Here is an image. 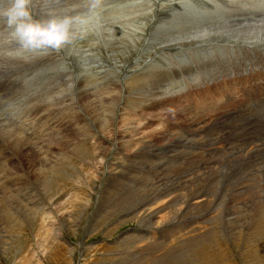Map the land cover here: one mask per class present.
Returning a JSON list of instances; mask_svg holds the SVG:
<instances>
[{"label": "bare ground", "instance_id": "6f19581e", "mask_svg": "<svg viewBox=\"0 0 264 264\" xmlns=\"http://www.w3.org/2000/svg\"><path fill=\"white\" fill-rule=\"evenodd\" d=\"M45 1H49L51 4H55L56 6H50V5L46 4L43 0H33V4H32L33 16L36 17L40 22H47V20L49 18H52V17H64L67 15L79 16V17L83 18L85 16V14L81 13L82 15H79L78 14L79 11H81L83 9L85 11L86 8L87 9L89 8L88 0H45ZM188 2H190L188 5H185V6L181 5V6L177 7L176 13L174 12V14L172 15V18L170 19L169 23H171V25L168 28L166 26H163V27L159 26V53H162V57H159V70L150 69L149 67H147L148 66L147 64H146L147 66H145V67L143 66L144 68H141L140 71H139V69L135 68L134 72H132L131 74L125 75V78H124L125 81H124V79L122 80V81H124L122 85H120L119 82H116V80L118 79L117 77L119 76V73L122 71V69L120 67L121 58L119 59V55H121V57H124L126 59L128 54L131 52V51L129 52V49H130V43H132L133 34H137V33H141L142 31H145V26L143 25V23L139 22L140 24L135 23L136 25L128 26V29L124 28V29H122V31H118V30L113 29V28H112L113 30H111L110 28H107V27H106V31H103L102 30L103 28L99 29L98 33H99L100 44H103L104 46L107 47V49H108L107 52L110 53V55L112 56V59H113V61L111 60V62H112V69L114 70L113 72H115V73L112 74V71H110L111 67H110L109 61H107L106 66L108 67V69H106V70H108L110 72V74L112 75L111 79H114V82L111 81V83L109 85L107 84L105 86L106 88L104 86H103V88H101V86L97 87L95 85V82L97 85L100 84L99 78H98L100 76L96 77L97 74L99 75V73H98L99 71H95V69L92 68L93 67L92 65H91L92 67H89V69L87 70L88 72L86 71L87 73H84L85 74L84 78H83V72H80L81 75L78 73L79 77L81 76L82 78L80 79L81 81L78 80V82H80V83H78L79 96H78V99L77 98L76 99H77V101H79V103L82 100V102H83L82 104L84 105L83 107L86 108V111L88 114L86 116L89 117V118L87 117L88 119L94 121V123L96 122L97 124H101V126L104 129H106L107 132H111V127L112 126L115 127L114 124L119 123V124L123 125V123H128V125H130L131 121H133V120H132V118L127 119L128 116L134 117L139 113V117H141V116L144 117L145 112H143V111L146 109H149V108L152 109V111L158 110L159 114L161 112H171L174 114H176V113L179 114L180 112H182L181 108H180L181 104H179L177 102L178 99L176 101L174 98L175 92L173 93V90L171 88L172 83L170 84V82L166 81V79H167L166 75L169 72L171 74L173 72L168 70L169 72L166 74V72H165L166 70H165L164 72H165V76H166L165 78L166 79H164L163 74L160 72L162 69L164 70V68H166V67L168 68L169 64L171 65L170 67H172L173 62L176 61L177 62V64H176L177 69L181 68L185 72H190V71H192L194 69L196 70V68H198L200 73H201V71H206V73H207V71L210 70L212 65H211L210 58L204 59L206 53H211L212 56L214 57V54H218V53H220V51H222V56H223L222 60H223L225 58V53L223 52V50L232 48L234 46L238 47L239 45H243V44H258V43L264 42V0H182L180 2V4H185ZM159 3H161V2H159ZM122 6H124V5H122ZM122 6H121V8H122ZM132 6H133V4H132ZM196 6H199V9H195V10L193 9L192 10V8H194ZM125 7H127V6H125ZM113 9H114V7H113ZM94 10H96V9H94ZM114 10H116V8ZM117 10H119V9H117ZM132 12H134V11H132ZM153 15L155 16L156 14H153ZM109 16L111 18V14ZM142 19H144V18L142 17L140 20H142ZM92 20L94 22V19H92ZM123 20H124V18H123ZM129 20H131V18ZM133 21H134V19H133ZM163 22H164V19H163ZM100 23H98V24H100ZM123 23H124V21H123ZM98 24H97V26H98ZM115 24H116V22H115ZM151 24H153V23H151ZM86 25H83V26L77 25L76 27L78 29V32H77L78 38L75 39L72 43L66 45L59 52H50V53H46V54L45 53H39V52L38 53H26L24 56V59H22V60H19V59L18 60H11L8 58L0 59V221L3 222L2 225L0 226V229L2 231L5 228L6 231H8V232H12L14 230H16L17 232H20L19 231L21 228L20 226L23 225L22 221L23 220L24 221L25 220H31L33 218H35V220H37V218H40L41 223H42V221L45 222V228L42 225L43 224L42 223L40 226V232L48 233V231L50 229H52V226H50V222H47V219L48 218L50 219V217H51V216H49L48 210L46 212L45 207L40 205L39 201H38L39 204L31 203L32 199L34 198L33 193H35V192H32V190H33L32 185L36 184L37 188L42 189V191H44L48 195L49 198L54 197L53 196L54 194L48 189L51 188V186H54L52 184L55 183V180L59 181L60 178H62L60 176L61 174L58 175L59 174L58 172L63 171V170L66 171L65 170V168H67L66 166H69V168H71V171H73V172L75 170V167L70 164L72 162V160L69 161L71 159L70 158L71 153L72 154L75 153L76 159L77 158L79 159L78 154H80L82 152L83 148H87V150L88 149L90 150V153L87 156L85 155L86 153L84 154L86 156L85 159H83V160L81 158L80 159H81L83 165L85 163L88 164V167L86 166L87 167L86 171H87L88 178H89L88 179L89 184H91L93 190H95V188H96V183H95L96 179L100 178L101 173H103V171H104L105 163L109 162V161L105 162V153L102 154V152H105V148H108L106 145H104L105 143L104 144H97L95 142V144H90V143H88L90 140L87 141V140L83 139V141H87L86 145L85 144L80 145L77 143L69 144L68 142L70 140L67 141L68 144L66 143L67 145L65 148H63L64 145H60V144L64 143L63 140L65 139L64 138L61 140V138H63V136H64L63 134H65V133H63V131H65L66 133L69 130L73 131V130H75V126L80 124V123L78 124L79 118H78L77 114L76 115L72 114V116H70V117L67 116L68 113L66 114L67 118L71 122L73 120H75V122H73V124L75 126L73 124L67 125L68 121H66V117H64L65 115H63L68 110V108H67V110H65V112H64V98H65V97L63 98L64 85H66V84H67V86L72 85V83L71 84L70 83L64 84L65 71H64L63 67L65 65V57H66L65 49L66 48H68L69 50H71L72 48L75 49V50L74 49L73 50L75 53H78V55L76 54V55H73V56L71 55V56H72L73 60L77 61L78 63L82 62L81 57L83 58V60L87 59L88 55L86 54V52H84L85 49H83V51H82V48H81L83 36H84V34L87 33V32L86 33L84 32V30H85L84 28ZM128 25H130V23ZM138 25H140V26H138ZM149 25L150 24H148V26ZM165 25H166V23H165ZM108 26L110 27V25H108ZM81 27L83 28V35L82 36L79 32V29ZM102 27H104V26H102ZM119 27H120V25H119ZM157 34H158V32H157ZM86 37H87V34H86ZM144 37H146V36H144ZM86 40H87V38H86ZM89 40H91V38ZM140 42L142 43V41H140ZM143 42H145V41L143 40ZM97 43H99V42H97ZM84 44L86 46V43H84ZM221 45H224L223 50H222ZM151 50H152V47L147 48V51L145 53L146 57L147 56L151 57L150 56V55H152ZM89 52L90 51H88V53ZM92 52H93V50H92ZM139 52H141V51H139ZM156 52H157V50H156ZM66 54H67V52H66ZM68 56H70V55H68ZM145 56L143 57V59L145 58ZM93 58L94 57H92V59ZM104 59H106V58H104ZM132 60H133V58H132ZM99 61H101V59ZM133 62L135 63L136 61H133ZM138 62L139 61H137V65L140 64V63L138 64ZM154 62H156V61H154ZM99 63L100 62H98L97 64H99ZM134 63L132 64V66L134 65ZM165 63H167V64H165ZM198 64H201L200 67L198 66ZM79 65L82 66L83 64L82 65L79 64ZM80 66H79V68H80ZM85 66H87V64L84 65V68H86ZM100 66L101 65H99L97 67H100ZM104 66H105V64H104ZM213 67H212V69H213ZM95 68H96V66H95ZM126 69H127V67H126ZM96 70H97V68H96ZM175 70H173V71H175ZM50 71L53 73L52 76H54V78L49 74ZM96 72H97V74H96ZM177 73H175V74H177ZM192 73L194 74V72H192ZM200 73H199V75H200ZM210 73L212 75L213 72L210 71ZM89 74H94L95 78H93V77H92L93 79L90 78L88 76ZM186 74H188V73H186ZM113 75L115 78H117L116 80H115V78H113ZM170 75H169V77H171ZM173 75H174V73H173ZM173 77H175V76H173ZM178 77H176V78H178ZM184 77H186V76H184ZM42 78L44 81L45 80L47 81L48 78L49 79L53 78V80L50 82L47 81L48 83L46 82L45 85L43 82V85H44L43 86L42 84H38V82H36L38 79L41 81ZM200 78H202V77H200ZM200 78H198V79L200 80ZM206 78H208V77H206ZM69 79H71V78H68V80ZM103 79H105V78H103ZM111 79H109V81ZM66 80H67V78H66ZM186 80L189 81L188 78ZM186 80H183L184 82L182 84L186 83ZM197 80L195 82H198ZM202 81H203V79H202ZM174 83H175V81H174ZM174 83H173V85H175ZM188 83H190V81ZM198 83H200V82H198ZM91 84L92 85L94 84L95 86H92V89H88L89 87H91V86H89ZM73 85H75V84H73ZM118 85H120V86H118ZM196 85H198V84L195 83L194 86H196ZM2 86L4 87L3 91H2ZM178 86L179 85H176L175 87L178 88ZM70 89H71V87H70ZM73 89H74V87H73ZM182 89H183V87H182ZM35 90H40L39 91L40 98H37L36 94H35L36 96H33L35 93ZM68 91H70V90H67V92ZM75 91H77V90H75ZM194 91H197V89ZM210 91H211V89H210ZM213 91H215V90H213ZM72 93H73V91H72ZM191 93H192V90H191ZM206 94H207V92H205V95ZM72 95L74 96V93ZM198 95H199V93H198ZM198 95H196V96L198 97ZM213 95H214V93H213ZM210 96L211 95H209V97ZM193 97H194V95H193ZM217 97H219V96H217ZM69 98L67 97L68 100H69ZM199 98H200V96H199ZM203 98H201V99H203ZM74 100H75V98H74ZM28 101H30V102H28ZM77 101H76V103H77ZM216 101H217V99H216ZM7 102L12 103V105H6L5 103H7ZM202 102H203V100H202ZM202 102H200V103H202ZM195 103H196V99H195ZM71 104H73V103H71ZM183 104H185V102ZM15 105H19V107H16ZM65 105H70V103L65 104ZM36 106H37V108H36ZM79 106H80V104H79ZM70 108H71V106H70ZM77 108H79V107H77ZM210 108H208V110ZM79 109H77V110H79ZM188 109H190V108H188ZM191 109H193V108H191ZM205 109H206V107H205ZM214 109H215V107H214ZM69 110L71 111V109H69ZM200 110L203 111L204 109H200ZM213 111L215 112V110H213ZM221 111H220V113H221ZM195 112H196V110H195ZM185 113H186V111L184 112V114ZM188 113H190V112H188ZM193 113H194V111H193ZM216 113L220 114L219 112H216ZM161 115H162V113H161ZM191 115H192V113H191ZM196 115L193 117L191 116L192 119L190 118L192 121V126L194 127L191 129L189 128V131H187V134L190 136L185 135L186 131H184V130H183L184 134H182V133H179V131L178 132L175 131L178 129L174 130L173 128H170V126H169V128H168V126L166 128L161 127L160 121H163L165 119L161 120L159 118V129L165 130L164 132H162V131L159 132V135H158L159 139H160L159 143L154 142V136L150 135L149 132H146L143 130L144 132L141 131L142 133H137L136 127L135 128L132 127L135 130L134 131L135 133L132 134L134 137V139L131 140L132 144L131 145L125 144L126 142L123 143V145H122V143H119V144L121 145L122 149L129 147L130 148L129 150H131V151H129L130 154H133L134 156L131 155L132 159L131 158L129 159L128 157L130 156V154L128 152L127 153L128 157L126 158L124 156H126L127 154L124 155L123 154L124 150L120 149L122 152V156H120V157L117 156L116 160L114 159L111 163L109 162L110 166L106 167V172L108 174L109 180L107 181L108 184L106 182L107 185L105 184L106 186H104L103 189L101 188L102 192L103 191L111 192V190H113V189L116 190L118 188L117 190L119 191V199L116 198L118 201H115L116 199L115 200L113 199L115 202H112L109 207H106L108 205V202H107L106 206H100L99 209L97 210V215H99L101 217V216H104L106 213L108 214V212H109L113 216V219H114L113 229H116V227H118V225L121 222H124L126 220H132L133 222H135L137 224V228H134L133 233H130L129 231L124 232V233L129 234L128 237H126V239L124 237L125 240L123 239V236L121 237V235H120V239L122 241L120 244H121V247L123 249H127V246H125V241L127 239H130V241H132L133 244H134V241L136 239L139 243H142V245L141 246L133 245V246L135 249L140 248V250H142V251H140V253L147 251L148 249H156L154 251H157V249H159L158 251L160 252V253L157 252L158 254L154 253V255H152V256H150V255H148V256H146V255L136 256L137 258H135L134 261H138L139 263H157V264H181V263H189L191 261H193V262L195 261L196 264H198V263H212L215 260L216 263H222L221 261L218 262V260L222 258L219 252H222L223 250L218 248L220 246V245L218 246L219 243L217 245L212 244L213 242L216 243L215 240L217 241L218 236L216 234H220V233H217V232H219L218 230H221L223 233V229H225L226 234H228L229 236L231 234H233L235 231L241 232V230L238 228V224H237V222L240 221L239 220L240 218L238 219V217H242V219H243V214L245 213L244 206H243V208L238 207L240 203L238 204V206H235L237 210L235 209V207H234V209H229V207L228 208L222 207L221 205L218 206L220 203V200H221L220 198L226 199V198H228V195H230V194L232 195L233 192L231 191V189L233 191H235V193L233 194V196L235 198L237 195H238V197H240V196H242L243 193H248V195H249L248 199L252 200L251 204H253V207H251L249 205L248 206L256 212L255 226L256 227L260 226L261 234H264V226H263V223H264V205L262 203L263 198L261 197L262 196L261 191L264 193V161L255 162V163H259L260 166L258 164H257L258 165L257 166L254 163V160H261L264 157V114L258 120H256V123L255 122L246 123L244 120L235 119L234 121H237L236 123H238V125L236 126L237 128L229 129L230 131L228 130L227 127H226L227 128L226 129L223 126L221 127L219 125H218V127H214V126L211 127V126L205 125L206 121L213 120L212 116H214L215 114L210 116V114L207 115V113H206V115L210 116V118L212 117V119H209V117H205V114H204V116L203 115L196 116ZM87 118L84 117V120L85 119L87 120ZM195 118L197 119L196 121H195ZM145 119H147V118L145 117ZM220 119H222V118H220ZM82 120H83V118H82ZM82 120H81V122H82ZM261 120H263V121H261ZM88 122H90V121H88ZM136 122H138V120ZM102 123H104V124H102ZM134 123L135 122H133V124ZM189 124L191 125L190 122H189ZM124 125H126V124H124ZM211 125H212V123H211ZM73 126H74V129H73ZM86 126H88V125H86ZM184 126H187V124H184L183 127ZM226 126H228V125H226ZM80 127H82V126H80ZM83 127H84V125H83ZM189 127H191V126H189ZM184 128L186 129V127H184ZM238 128H240L239 130L245 129V133L241 134L240 136L236 135L237 137L231 136V133H233L234 131H237V132L239 131ZM115 129H116V127H115ZM181 129H183V128H181ZM112 130H114V129H112ZM130 130H131V128H130ZM138 130H139V128H138ZM71 131H69V132H71ZM127 131L124 130V132H127ZM78 132H79V129H78ZM75 133H76V131H75ZM75 133L73 132L70 134L73 136V135H75ZM119 133H121V132H119ZM87 134H88V132H87ZM87 134H84V136ZM112 134H113V132H112ZM57 135H58L59 139L57 138V142H56V139L54 141L56 143H58V141H61L62 143L59 142V145L56 148V150H57V152H56L55 149L53 150V148H55V147L51 146L52 145L51 140L53 141V137L57 136ZM75 136H73V137L75 138ZM77 136H80V135H77ZM87 136L89 137L90 135H87ZM109 136H110V134L108 135V137ZM121 137L123 138V135H121ZM78 138H79L78 139L79 141L82 140V139H80V137H78ZM81 138H82V136H81ZM90 138H92V137H90ZM112 139H110V141ZM126 141H127V139H126ZM129 142H130V140H129ZM186 142H188V144H186ZM191 142H193V147L190 146L192 144ZM56 143H55V145H56ZM96 144L99 145L98 148L97 147L94 148V145H96ZM72 145H74V148ZM93 149H94L95 153L93 152ZM109 149H111V148H109ZM146 150H150L149 152H152V153L154 152V154L156 153V151L158 152V150H159V160L156 159L154 162H156V161H164V162L162 163L161 166L159 164L158 168L156 167L153 169V172H156V173L159 172V176L151 178L150 175L142 174L143 171L140 170L141 171V179L145 178L147 180V182L145 181L144 183H141V184L135 183L136 185L131 184L129 181L130 178L127 179L128 178L127 177L125 180L124 172L125 171L127 172V170L123 167L124 166L123 163L127 160H130L133 162V160H136L138 158L141 159L143 156L142 154ZM124 153H125V151H124ZM163 153H165L167 155L170 153L169 156H171V157L181 156L182 162H180V160L179 161L168 160L167 155H164ZM241 156H243V158H241ZM239 157L243 160L241 161V159H239ZM111 158H112V156H111ZM145 158H147V157H145ZM145 158H144V161H145ZM72 159H73V156H72ZM245 161H248V162H245ZM241 162H243V163H241ZM159 163H161V162H159ZM250 163L254 164L255 166L251 167L250 165H252V164H250ZM150 164H151V162H150ZM247 164H249V165H247ZM77 165H80V164H77ZM241 165H245V166H241ZM175 166L177 169L174 168L173 170H171L169 172L166 171V173H164L165 171L162 170V168L168 169V168H172ZM195 166H197V167L194 169ZM76 168H78V167H76ZM138 168L141 169V167H138ZM99 171H101V172L98 173ZM233 171H235V173L238 172V174H234ZM175 172H179L178 173L179 176H180V174L183 175L182 177L180 176L181 179H179V177H177L176 179H169L168 180V178H169L168 176H172L171 174H173ZM221 172H227V173L224 176H222L221 174H219ZM62 173H64V172H62ZM69 174H72V173L69 172ZM135 174L133 176H135ZM56 176H57V178H56ZM103 176H104V178L106 177L105 175H103ZM240 176L242 178H240ZM174 178H175V176H174ZM136 179H135V181H136ZM221 179H226V180L224 182H222ZM148 182H150V185L146 187V185H147L146 183H148ZM18 183H23L24 184L23 188L15 190L14 187L16 185H18ZM222 183L224 184V186L221 188L219 186V184H222ZM60 185H61V183H60ZM86 185H88V183H86ZM215 187L219 188L220 193L221 192L222 193H221V195L219 194L220 198L216 199L215 204H213L212 203L213 201L210 197V194L212 193L211 196L212 197L214 196V193L216 191ZM243 188H245L246 190ZM30 190H31L33 196H31V194L29 195L28 192ZM241 190H245V191H241ZM22 191L27 192V193L23 196L21 193ZM236 192H238L239 194ZM218 193H216V194H218ZM88 195H90V194H88ZM102 196L103 195L101 194L100 197L102 198ZM233 196H231V199ZM94 197H96V195ZM112 197H113V195H112ZM120 197H122V198H120ZM124 197H127L128 200H131L133 202V205L131 207H128V208L125 207L124 204L126 203V200L124 199ZM80 198H82V197H80ZM108 198H107V200H108ZM227 200H229V199H227ZM233 201H235V199ZM99 202H100V200H99ZM157 202L160 205L159 208H155V209L153 208L154 210H151V207L153 205L155 206V204ZM206 203H208V204H206ZM90 204L91 203L89 200L88 201L84 200L83 202L81 201L80 205L73 204V206L77 210L78 216H79L82 214L83 208L84 207L86 208V206L88 207ZM63 206H65V205H63ZM226 206H229V205L226 203ZM122 207H123V209H120ZM51 208H52V206H51ZM71 209H72V206H71ZM207 209H208V211H206ZM241 209L244 211V213ZM162 210L164 212H161V213H162V215L164 214V216L163 217L161 216L159 219H157V217H155V215L159 214V211H162ZM216 211H218L217 214L220 213L221 215L219 217H218V215H216L217 217L215 218V216H213L214 214H211V213L216 212ZM66 213H68V212H66ZM237 213L239 214V216ZM252 213H254V212H252ZM64 214H65V212H64ZM189 214H191V215H189ZM35 215H38V216H35ZM246 216H248V214ZM65 217H67V216H65ZM59 218H61V217H59ZM248 218H250V217L248 216ZM8 219L10 221H8ZM11 221H13V222H11ZM24 221H23V223H24ZM50 221H51V219H50ZM159 223H161V224L159 225ZM240 223L242 225L243 220ZM55 226H56V224L54 225V228H55ZM248 226H247V228H248ZM142 228L146 231L142 232L141 231V230H143ZM243 228L244 227H242V229ZM244 229H246V226ZM56 230H58V228ZM139 231H141V232H139ZM155 232H156V234H155ZM158 232H159V240L157 237ZM243 232H246V231L243 230ZM188 233H190L189 236H191V237H188L186 239H182V237H185L184 235L188 234ZM222 233H221V235L224 234V233L223 234ZM221 235H220V237H221ZM57 238L58 237L54 238V236H53L51 242H48L47 241L48 239L46 240L44 238V241H42L44 243H41V244H42V246L46 245V248H52L54 250H57L58 246L60 247V244H61L59 239H57ZM131 238H133V239H131ZM221 239L223 240V238H221ZM226 241H227V239H226ZM132 242H130V245ZM219 242H220V240H219ZM263 243H264V241H263ZM0 244H1V241H0ZM221 246H224V245L222 244ZM256 247L258 249V246H256ZM1 249L2 248H0V250ZM5 250H7V248ZM41 250H43V249H41ZM85 250H87V247L85 248ZM213 250L218 252V254L214 253ZM21 251H23V250H21ZM186 251H189V252H186ZM133 252H132V254H133ZM182 253H183V255H182ZM191 253H197V256H195V254H193L195 258H192V259L189 257H185ZM115 254H117V253H115ZM115 254H113V255H115ZM118 255L121 256L123 254H122V252H119ZM136 255H138V253ZM193 255H192V257H193ZM210 255H212L211 258H210ZM130 256H132V255H130ZM184 257L186 259H184ZM256 257H257V255H256ZM262 258H264V257H262ZM212 259H214V260H212ZM225 259H228V258H225ZM221 260H223V259H221ZM230 260L231 259H229V261ZM229 261H226V262H229ZM133 263L136 264V262H133ZM255 263H256V261H255ZM258 263H259V261H258Z\"/></svg>", "mask_w": 264, "mask_h": 264}, {"label": "rangeland", "instance_id": "374dc122", "mask_svg": "<svg viewBox=\"0 0 264 264\" xmlns=\"http://www.w3.org/2000/svg\"><path fill=\"white\" fill-rule=\"evenodd\" d=\"M46 4H48V5H50V6H56L55 4H51L49 1H45V0H43ZM115 1V2H114ZM182 0H102V4L99 6V7H97L96 8V10H93V11H91V12H89L88 11V9L86 8L85 9V11H84V9L83 10H81V11H79V15H82V14H85V16L83 17V19L85 18V20H87V27L85 26V30H84V32L87 34V37H86V34H84V36H83V39H82V44H81V48H82V51H83V49H85L84 50V52H86V54L88 55V57H87V59L86 60H83V58L81 57V60H82V62L81 63H78L77 61H75V60H73V58H72V56L73 55H78V53H75L74 52V48H72L71 50H69L68 48H66L65 49V55H66V57H65V65H64V71H65V77H64V84H66V83H72V85H70V86H67V84L66 85H64V93H63V98H64V112H65V110H67V108H68V110L63 114V115H65L64 117H66V121H68L67 122V125H72L73 124V122H75V120H73L72 122L67 118V116L68 117H70V116H72V114L73 115H76L77 114V116H78V118H79V122H78V124L80 125V126H82V127H80L79 125H77V126H75L74 124V126H75V130H73L74 129V126H73V131H71V130H69V131H71V132H69V131H67V133L65 132V131H63V133H65V134H63L64 136H63V138H61V140L62 139H64L63 140V142L64 143H62L61 141H58V143H56L57 142V138H58V135L57 136H54L53 137V141L56 139V142L54 141H52L51 140V146L52 147H55V148H53V150L55 149L56 150V148L58 147V145H59V142L60 143H62V144H60V145H64L63 146V148H65L66 147V145L69 143V144H73V143H77V144H80V145H86V143H87V141H89L88 143H90V144H95V142L97 143V144H104V145H106L108 148H105V152H102V154L103 153H105V162H107V161H109L110 163L115 159L116 160V157L118 156V157H120V156H122V152H121V150H124L125 151V153H124V151H123V154L125 155V154H127L129 151H131V150H129L130 148L129 147H127V148H121V145L119 144V143H122V145H123V143H125V144H128V145H131L132 144V141L131 140H133L134 139V137H133V135L132 134H134L135 132V130L132 128V127H136V132L137 133H142V132H144V131H146V132H149V134L150 135H153L154 136V142L156 143H159V132L160 131H162V132H164L165 130H163V129H159V118L161 119V120H163V119H165V120H163V121H160V123H161V127H164V128H166L167 126H168V128H169V126H170V128H173L174 130L175 129H178V130H175V131H179V133H182V134H184V131H186L185 132V135H188L187 134V131H189V128L191 129V128H194L193 126H192V121H191V119H192V117L193 116H195L196 114V116H199V115H203L204 116V114H205V117H209V119H212V117H213V120H210V121H206L205 122V125H208V126H214V127H218V125L219 126H223L224 128H228V130L229 129H233V128H237L236 126L238 125V123H236L237 121H234L233 119H231V122L229 123V125L228 126H226L227 125V123H221L220 121L223 119V110H225V107H227V102L225 101V100H223V102L220 100V98L219 97H217L218 96V94L216 93L217 91V89H215V88H206L205 87V85H204V81L207 79L206 77H209V76H212L213 75V73H212V75H211V73H210V71H212L213 69H212V67H213V64H212V61H211V68H210V70L209 71H207V73H206V71H201V73H200V71L198 70V68H196V70L194 69V70H192V71H190V72H185L183 69H177L176 67H177V62L176 61H174L173 62V66L172 67H170L171 65L169 64V66H168V68L166 69V68H164V70L162 69L160 72L163 74V77H164V79H166V81L167 82H170V84L172 83V85H171V88H172V90H173V93H174V98H175V100L177 101V99H178V103L179 104H181V111L183 112H180L179 114L178 113H176V114H174V113H171V112H161L162 113V115H161V113L159 114V111L158 110H155V111H152V109H146V110H144L143 112H145V116L143 117V116H141V117H139V113L136 115V116H128L127 117V119H131L132 118V120L133 121H131V123H130V125H128V123H123V125L122 124H114L115 125V127H116V129H115V127L114 126H112L111 127V132H107L106 131V129H104L102 126H101V124H97L96 122L94 123V121H92V120H90V119H88L89 117L88 116H86V115H88L87 114V111H86V108L85 107H83L84 105L82 104L83 102H82V100L80 101V103H79V101H77V99H78V96H79V92H78V83H80V82H78V80L79 81H81L80 79L82 78L81 76L79 77V74H80V72H83V78H84V76H85V74L84 73H87L88 71V69H89V67H92L93 69H95V71H99L98 73H99V75L97 74V72H96V77L97 76H100V77H98L99 78V85H97L96 84V82H95V85L97 86V87H100L101 86V88H103V86L105 87L107 84L109 85L110 83H111V81H113L114 82V79H111L112 78V75L110 74V72L108 71V70H106V69H108V67L106 66L107 65V61H109L110 62V71H112V74L113 73H115V72H113L114 70L112 69V62H111V60L113 61V59H112V56L110 55V53L109 52H107V47L106 46H104L103 44H100V40H99V29H102L103 31H106V27L107 28H110L111 30H113V29H116V30H118V31H122V29H128V26H134V25H136V24H140V23H143V25L145 26V31H142L141 33H137V34H133V36H132V43H130V49H129V54H128V56L126 57V59L124 58V57H121V55H119V59L121 58V60H120V67H121V69H122V71L119 73V76L117 77V78H115L114 77V75H113V78H115V80H116V82H119L120 83V85H122L123 84V82L125 81V75L126 74H131L132 72H134L135 71V68L136 69H139V71L141 70V68H144L145 66H147V67H149L150 69H153V70H159V57H162V53H159V26L160 27H163V26H166L167 28L171 25V23H169L170 22V19L172 18V15L174 14V12L176 13V11H177V7L178 6H185V5H188L190 2H188V3H185V4H180V2H181ZM126 2V3H125ZM159 2H161V3H159ZM60 3V2H59ZM133 4V6H132V4ZM116 4V5H115ZM131 4V5H130ZM122 5H124V6H122ZM129 5V6H128ZM120 6V7H119ZM121 6H122V8H121ZM125 6H127V7H125ZM156 6V7H155ZM112 7V8H111ZM113 7H114V9L116 8V10H114L113 9ZM119 7V8H118ZM152 8V9H151ZM209 8V7H208ZM117 9H119V10H117ZM127 11H126V10ZM139 9V10H138ZM147 9V10H146ZM162 9V10H161ZM194 8H192V10H193ZM114 10V11H113ZM161 10V11H160ZM132 11H134V12H132ZM137 11V12H136ZM155 11V12H154ZM87 12V13H86ZM82 13V14H81ZM98 13V14H97ZM103 15H102V14ZM125 15H124V14ZM129 15H128V14ZM135 13V14H134ZM138 13V14H137ZM111 14V18H110V15ZM119 14V15H118ZM127 14V15H126ZM153 14H156L155 16L153 15ZM159 14V15H158ZM98 15V16H97ZM170 17H169V16ZM108 16V17H107ZM115 16V17H114ZM119 16V17H118ZM128 16V17H127ZM132 16V17H131ZM158 16V17H157ZM160 16V17H159ZM88 17V18H87ZM93 17V18H92ZM101 17V18H100ZM103 17V18H102ZM113 17V18H112ZM124 18V20H123V18ZM131 18V20H129L130 18ZM144 18V19H142V20H140L141 18ZM169 17V18H168ZM82 18V17H81ZM106 18V19H105ZM127 18V19H126ZM138 18V19H137ZM156 18V19H155ZM160 18V19H159ZM92 19H94V22H93V20ZM109 19V20H108ZM112 19V20H111ZM133 19H134V21H133ZM154 21H153V20ZM163 19H164V22H163ZM103 20V21H102ZM111 20V21H110ZM114 20V21H113ZM139 20V21H138ZM98 21V22H97ZM109 21V22H108ZM123 21H124V23H123ZM128 21V22H127ZM89 22V23H88ZM101 22V23H100ZM107 22V23H106ZM114 22V23H113ZM115 22H116V24H115ZM127 22V23H126ZM134 22V23H133ZM138 22V23H137ZM140 22V23H139ZM98 23H100V24H98ZM119 23V24H118ZM130 23V25H128ZM136 23V24H135ZM151 23H153V24H151ZM165 23H166V25H165ZM97 24H98V26H97ZM148 24H150L149 26H148ZM155 24V25H154ZM104 26V27H102V26ZM106 25V26H105ZM108 25H110V27L108 26ZM113 25V26H112ZM116 25V26H115ZM119 25H120V27H119ZM126 25V26H125ZM148 27H147V26ZM93 26V27H92ZM138 26H140V25H138ZM127 27V28H126ZM88 28V29H87ZM105 28V29H104ZM113 28V29H112ZM121 29V30H120ZM89 30V31H88ZM96 32V33H95ZM149 32V33H148ZM157 32H158V34H157ZM143 33V34H142ZM92 37H91V36ZM140 35V36H139ZM144 36H146V37H144ZM91 38V40H89L90 38ZM140 37V38H139ZM86 38H87V40H86ZM97 38V39H96ZM146 40H145V39ZM148 38V39H147ZM154 38V39H153ZM141 39V40H140ZM156 39V40H155ZM143 40L145 41V42H143ZM89 41V42H88ZM140 41H142V43L140 42ZM153 41V42H152ZM158 41V42H157ZM88 42V43H87ZM91 42V43H90ZM97 42H99V43H97ZM147 42V43H146ZM84 43H86V46H85V44ZM139 43V44H138ZM263 43V42H262ZM92 44V45H91ZM144 44V45H143ZM101 45V46H100ZM133 45V46H132ZM157 45V46H156ZM85 46V47H84ZM88 46V47H87ZM100 46V47H99ZM145 46V47H144ZM141 47V48H140ZM149 47H152V50H151V54L152 55H150L151 57H146L145 56V53H146V51H147V48H149ZM90 48V49H89ZM74 49V50H73ZM89 49V50H88ZM144 49V50H143ZM155 49V50H154ZM92 50H93V52H92ZM96 50V51H95ZM101 50V51H100ZM137 50V51H136ZM156 50H157V52H156ZM88 51H90L89 53H88ZM136 51V52H135ZM139 51H141V52H139ZM145 51V52H144ZM66 52H67V54H66ZM70 52V53H69ZM72 52V53H71ZM97 52V53H96ZM106 52V53H105ZM99 53V54H98ZM93 54V55H92ZM95 54V55H94ZM134 54V55H133ZM143 54V55H142ZM68 55H70V56H68ZM72 55V56H71ZM97 55V56H96ZM104 55V56H103ZM138 55V56H137ZM160 55V56H159ZM68 56V57H67ZM110 58H109V57ZM134 56V57H133ZM145 56V58L143 59V57ZM208 56V57H207ZM72 59H71V58ZM92 57H96L95 59L93 58L92 59ZM103 57V58H102ZM137 57V58H136ZM139 57V58H138ZM154 57V58H153ZM67 58V59H66ZM70 58V59H69ZM98 58V59H97ZM104 58H106V59H104ZM132 58H133V60H132ZM148 58V59H147ZM158 58V59H157ZM201 58V57H200ZM101 59V61H99ZM123 59V60H122ZM139 59V60H138ZM142 59V60H141ZM204 59H209V55H205V58ZM145 60V61H144ZM148 60V61H147ZM158 60V61H157ZM70 61V62H69ZM86 61V62H85ZM88 61V62H87ZM94 61V62H93ZM103 61V62H102ZM128 61V62H127ZM133 61H136L135 63L133 62ZM137 61H139L138 62V64L139 65H137ZM154 61H156V62H154ZM172 61V60H171ZM170 61V62H171ZM255 61H257V62H259V61H262V62H264V56H262V58L260 57V58H255ZM84 62V63H83ZM98 62H100L99 64H97ZM131 64H130V63ZM134 63V65L132 66V64ZM152 62V63H151ZM176 62V63H175ZM68 63V64H67ZM87 64V66H85L86 68H84V65H86ZM89 63V64H88ZM71 64V65H70ZM73 64V65H72ZM79 64H83L82 66H80ZM104 64H105V66H104ZM144 64V65H143ZM147 64V65H146ZM165 64H167V63H165ZM92 65V66H91ZM99 65H101L100 67H97V66H99ZM200 65L201 64H198V66L200 67ZM79 66H80V68H79ZM95 66H96V68H97V70H96V68H95ZM144 66V67H143ZM154 66V67H153ZM83 67V68H82ZM106 67V68H105ZM125 67V68H124ZM126 67H127V69H126ZM174 67V68H173ZM66 68V69H65ZM214 68V67H213ZM68 69V70H67ZM84 69V70H83ZM99 69V70H98ZM176 69V70H175ZM124 70V71H123ZM126 70V71H125ZM166 70V71H165ZM171 71V72H173L174 73V75H173V73L171 74L169 71ZM173 70H175V71H173ZM85 71V72H84ZM87 71V72H86ZM102 71V72H101ZM128 71V72H127ZM131 71V72H130ZM166 72V76H165V72ZM124 72V73H123ZM126 72V73H125ZM164 72V73H163ZM178 72V73H177ZM180 72V73H179ZM192 72H194V74L192 73ZM200 73V75H199V73ZM203 72V73H202ZM52 72L50 71L49 72V74L52 76L53 75V73L51 74ZM79 73V74H78ZM107 73V74H106ZM175 73H177V74H175ZM184 75H183V74ZM186 73H188V74H186ZM77 74V75H76ZM171 74V75H170ZM182 76H181V75ZM203 76H202V75ZM207 74V75H206ZM70 75V76H69ZM81 75V74H80ZM93 75V76H92ZM169 75L171 76V77H169ZM175 76V77H173V76ZM177 75V76H176ZM78 76V77H77ZM90 78H95V76H94V74H89L88 75ZM179 76V77H178ZM184 76H186L187 78H188V80L190 81V83H188L189 81H187L186 79V77H184ZM192 76V77H191ZM198 76V77H197ZM53 78H54V76H52ZM77 77V78H76ZM166 77V78H165ZM176 77H178V78H176ZM200 77H202V78H200ZM205 77V78H204ZM53 78L52 79H47V81L48 82H50V81H52L53 80ZM66 78H67V80H66ZM68 78H71V79H69L68 80ZM92 78V79H93ZM103 78H105V79H103ZM170 78V79H169ZM172 78V79H171ZM186 78V79H185ZM193 78H200V80L198 79H196L198 82H200V83H198V82H195V81H192V79ZM109 79H111L110 81H109ZM124 79V81H122ZM175 79V80H174ZM191 79V80H190ZM202 79H203V81H202ZM66 80V81H65ZM74 82H73V81ZM108 80V81H107ZM177 80V81H176ZM181 80V81H180ZM183 80H186V83H184V84H182L184 81ZM42 81V82H41ZM37 80L36 82H38V84H42L43 85V82H44V85L46 84V80L44 81L43 80V78H42V80ZM122 81V82H121ZM174 81H175V83H174ZM47 82V83H48ZM76 82V83H75ZM194 82V83H193ZM104 83V84H103ZM173 83L175 84V85H173ZM178 83V84H177ZM195 85V83L196 84H198V85H196V86H194L193 84ZM73 84H75V85H73ZM187 84V85H186ZM43 85V86H44ZM94 84L92 85H89V86H91V87H89L88 89H92V86H95ZM120 85H118V86H120ZM176 85H179L178 86V88L180 89H182V87H183V89L181 90H179L177 87H175ZM183 85V86H182ZM186 87H185V86ZM203 85V86H202ZM181 86V87H180ZM70 87H71V89H70ZM73 87H74V89H73ZM185 87V88H184ZM191 89H190V88ZM201 87V88H200ZM106 88V87H105ZM174 88V89H173ZM178 89V90H177ZM197 89V91H194V90H196ZM202 89V90H201ZM210 89H211V91H210ZM41 90V89H40ZM40 90H35V93H34V95L33 96H36L37 98H40V95H39V91ZM67 90H70V91H68L67 92ZM75 90H77V91H75ZM176 90V91H175ZM191 90H192V93H191ZM201 90V91H200ZM205 90V91H204ZM208 90V91H207ZM213 90H215V91H213ZM72 91H73V93H74V96L72 95L73 93H72ZM181 91V92H180ZM38 92V93H37ZM77 92V93H76ZM179 92V93H178ZM196 92V93H195ZM205 92H207V94L205 95ZM69 95H68V94ZM72 93V94H71ZM198 93H199V95H198ZM201 93V94H200ZM209 93V94H208ZM213 93H214V95H213ZM36 94V95H35ZM71 94V95H70ZM178 94V95H177ZM187 94V95H186ZM69 98V100L67 99V97ZM193 95H194V97H193ZM196 95H198V97L196 96ZM209 95H211L210 97H209ZM39 96V97H38ZM76 96V97H75ZM180 96V97H179ZM192 96V97H191ZM196 96V97H195ZM199 96H200V98H199ZM207 96V97H206ZM35 97V98H36ZM73 97V98H72ZM182 97V98H181ZM187 97V98H186ZM205 99H204V98ZM74 98H75V100H74ZM77 98V99H76ZM199 98V99H198ZM201 98H203V99H201ZM208 98V99H207ZM213 98V99H212ZM217 99V101H216V99ZM189 99V100H188ZM195 99H196V103H195ZM219 99V100H218ZM67 100V101H66ZM71 100V101H70ZM183 100V101H182ZM192 100V101H191ZM202 100H203V102H202ZM209 100V101H208ZM212 100V101H211ZM70 101V102H69ZM73 101V102H72ZM75 101V102H74ZM76 101H77V103H76ZM181 101V102H180ZM187 101V102H186ZM198 101V102H197ZM207 101V102H206ZM185 102V104H183ZM193 105H191L190 103ZM193 102V103H192ZM200 102H202V103H200ZM216 102V103H215ZM70 103V105H65V104H69ZM71 103H73V104H71ZM75 103V104H74ZM205 103V104H204ZM218 103V104H217ZM79 104H80V106H79ZM187 104V105H186ZM200 107H198L197 105ZM211 104V105H210ZM82 105V106H81ZM189 105V106H188ZM203 105V106H202ZM226 105V106H225ZM67 106V107H66ZM70 106H71V108H70ZM73 106V107H72ZM79 107V108H77V107ZM184 106V107H183ZM196 106V107H195ZM209 106V107H208ZM76 107V108H75ZM203 107V108H202ZM205 107H206V109H205ZM211 107V108H210ZM213 107V108H212ZM214 107H215V109H214ZM75 108V109H74ZM179 108V109H180ZM188 108H190V109H188ZM191 108H193V109H191ZM197 108V109H196ZM208 108H210L209 110H208ZM219 108V109H218ZM224 108V109H223ZM69 109H71V111L69 110ZM73 109V110H72ZM77 109H79V110H77ZM200 109H204L203 111L202 110H200ZM215 110V112L213 111V110ZM217 109V110H216ZM75 110V111H74ZM83 110V111H82ZM195 110H196V112H195ZM199 110V111H198ZM221 111V113H220V111ZM69 111V112H68ZM186 111V113L184 114V112ZM193 111H194V113H193ZM212 111V112H211ZM73 112V113H72ZM79 112V113H78ZM188 112H190V113H188ZM204 114H203V113ZM216 112H219L220 114H218V113H216ZM68 113V114H67ZM191 113H192V115H191ZM206 113H207V115L208 114H210V116H212V115H214V116H212L211 118H210V116H207L206 115ZM212 113V114H211ZM214 113V114H213ZM66 114H67V116H66ZM189 114V115H188ZM164 115V116H163ZM186 116V117H185ZM188 116V117H187ZM190 116V117H189ZM192 116V117H191ZM84 117H88L87 118V120L85 121L84 120ZM145 117L147 118V119H145ZM165 117V118H164ZM82 118H83V120H82ZM136 118V119H135ZM189 118V119H188ZM191 118V119H190ZM220 118H222V119H220ZM65 119V118H64ZM82 120V122H81V120ZM138 120V122H136ZM141 120V121H140ZM197 119L195 118V121H196ZM88 121H90V122H88ZM141 123H140V122ZM86 122V123H85ZM88 122V123H87ZM133 122H135L134 124H133ZM163 122V123H162ZM170 122V123H169ZM189 122L191 123V125L189 124ZM91 123V124H90ZM140 123V124H139ZM145 123V124H144ZM180 123V124H179ZM211 123H212V125H211ZM236 123V124H235ZM97 124V125H96ZM102 124H104V123H102ZM124 124H126V125H124ZM133 124V125H132ZM184 124H187V126H184V127H186V129L183 127V125ZM223 124V125H222ZM235 126H233V125ZM83 125H84V127H83ZM86 125H88V126H86ZM91 125V126H90ZM93 125V126H92ZM95 125V126H94ZM128 125V126H127ZM132 125V126H131ZM129 128H127V127ZM155 126V127H154ZM189 126H191V127H189ZM232 126V127H231ZM260 126V125H259ZM78 127V128H77ZM93 127V128H92ZM118 127V128H117ZM121 127V128H120ZM139 128V130H138V128ZM179 127V128H178ZM77 128V129H76ZM85 130H84V129ZM87 128V129H86ZM89 128V129H88ZM125 128V129H124ZM130 128H131V130H130ZM181 128H183V129H181ZM226 128V129H227ZM78 129H79V132H78ZM112 129H114V130H112ZM133 129V130H132ZM156 129V130H155ZM183 131H181V130ZM240 128H238V130H239ZM93 130V131H92ZM101 130V131H100ZM103 130V131H102ZM119 130V131H118ZM123 132H122V131ZM124 130L125 131H127V132H124ZM144 130V131H143ZM210 130V129H209ZM75 131H76V133H75ZM83 131V132H82ZM100 133H99V132ZM139 131V132H138ZM142 131V132H141ZM230 131V130H229ZM241 131V132H240ZM75 133V135H73V136H75V138L70 134V133ZM81 132V133H80ZM87 132H88V134H87ZM93 132V133H92ZM95 132V133H94ZM102 132V133H101ZM107 132V133H106ZM112 132H113V134H112ZM119 132H121V133H119ZM130 132V133H129ZM240 132V133H239ZM242 132L244 133V129H241V130H239L238 132L237 131H234L233 133H231V136H234V137H237V136H239L240 134H242ZM239 133V134H238ZM67 134V135H66ZM70 134V135H69ZM84 134H87V135H90L89 137L87 136V135H85L84 136ZM110 134V136L108 137V135ZM119 134V135H118ZM123 135V138L121 137V135ZM129 134V135H128ZM234 134V135H233ZM69 135V136H68ZM77 135H80V136H77ZM113 135V136H112ZM125 135V136H124ZM149 135V136H150ZM237 135V136H236ZM68 138H67V137ZM72 136V137H71ZM81 136H82V138H81ZM188 136H190V135H188ZM56 137V138H55ZM78 137H80V139H82L81 141H79L78 139ZM90 137H92V138H90ZM105 137V138H104ZM108 137V138H107ZM113 138V139H112ZM119 138V139H118ZM59 139V138H58ZM83 139L84 140H87V141H83ZM95 139V140H94ZM107 139V140H106ZM110 139H112L111 141H110ZM126 139H127V141H126ZM70 140V141H69ZM74 140V141H73ZM76 140V141H75ZM114 140V141H113ZM116 140V141H115ZM118 140V141H117ZM121 140V141H120ZM129 140H130V142H129ZM67 141H69L68 143H67ZM104 141V142H103ZM124 141V142H123ZM81 142V143H80ZM93 142V143H92ZM107 142V143H106ZM115 142V143H114ZM55 143H56V145H55ZM67 143V144H66ZM192 144L190 145V146H192L193 147V142H191ZM96 144V145H97ZM114 144V145H113ZM117 144V145H116ZM124 144V145H125ZM186 144H188V142H186ZM94 145V148H98V146L99 145ZM112 147H111V146ZM119 145V146H118ZM73 146V148H74V145H72ZM109 148H111V149H109ZM121 149V150H120ZM86 151V152H85ZM147 151V152H146ZM146 151H144V153L142 154L143 156H142V158L140 159V158H138V159H136V160H133V162L132 161H130V160H127V161H125L124 163H123V167L127 170V172L125 171L124 172V177H125V180H126V178L127 179H129V181H130V183L131 184H135V183H137V184H141V183H144L145 181L147 182V180L145 179V178H142L141 179V171L140 170H142L143 171V173L142 174H147V175H150L151 176V178H154V177H157V176H159V172H153V169L154 168H158L159 167V164H160V166L162 165V163L164 162V161H156V162H154L156 159H158L159 160V150H158V152L156 151V153L154 154V152L152 153V152H149L150 150H146ZM56 152H57V150H56ZM78 152V151H77ZM93 152H94V149H93ZM86 153V154H85ZM90 153V150L88 149L87 150V148H83L82 149V152L80 153V154H78V157H79V159L77 158L76 159V157H75V153H71L70 154V160L69 161H71L72 160V162L70 163L71 165H73L74 167H75V170H74V172L73 171H71V168H69V166H66L67 168H65V170L66 171H59L57 174L58 175H60L62 178H60V180L59 181H56L55 180V183L54 184H52V185H54V186H51V188H49L48 190H50L54 195V197H48V195L44 192V191H42V189H39V188H37V186H36V184H33L32 185V188H33V190H32V192H35V193H33L34 194V196H33V194H32V192H31V190L28 192L29 193V195L31 194V196H33L34 198L32 199V201H31V203H33V204H39V202H40V205H42L43 207H45V210H46V212H47V210H48V212H49V216H51L50 217V219H51V221H50V219L48 218L47 219V222H50V226H52V229H50L49 231H48V233H45V232H40V226H41V224L44 226V228H45V222L44 221H42V223H41V221H40V218H37V220H35V218H33V219H31V220H23L24 221V223H23V221H22V226H20L19 228H20V232H17L16 230H14V231H12V232H8V231H6V229L4 228V230L2 231L1 229H0V241H1V244H0V248H2L1 250H0V264H135V263H133V262H136V264L138 263V264H157V263H139L138 261H134V259L135 258H137L136 256H141V255H146V256H148V255H150V256H152V255H154V253H160L158 250L159 249H157V251H154V250H156V249H148L147 251H144V252H142V253H140V251H142V250H140V248L139 249H135L134 248V246L133 245H138V246H141L142 245V243H139L136 239H135V241H134V244H133V242L132 241H130V239H127L126 241H125V246H127V249H123L122 247H121V239H120V235H121V237L123 236V239H124V237H125V239H126V237H128V235L129 234H127V233H124V232H126V231H129L130 233H133L134 232V228H137V224L135 223V222H133L132 220H126V221H124V222H121L119 225H118V227H116V229H113V226H114V219H113V216L108 212V214L106 213L104 216H99V215H97V210L99 209V207L100 206H106L107 205V202H108V205L106 206V207H109L110 205H111V203L112 202H115V201H118L117 199H119V191L117 190H115V189H113V190H111V192H106V191H103L102 192V189L104 188V186H106L107 184H108V174H107V172H106V167L107 166H110V163L109 162H107V163H105V166H104V171H103V173H101V176H100V178H98V179H96V181H95V183H96V188H95V190H93L92 189V186H91V184H89V181H88V174H87V171H86V169H87V167H88V164L87 163H85L84 165H83V163H82V161H81V159L83 160V159H85L86 158V156L88 155ZM95 153V152H94ZM111 153V154H110ZM86 156H85V155ZM129 154H130V152H129ZM164 155H167V154H165V153H163ZM109 155V156H108ZM134 156L133 154H130V156L128 157V154L126 155V156H124V157H128L129 159L131 158L132 159V156ZM170 155V153L167 155V158H168V160H176V161H179L180 160V162H182V158H181V156H177V157H171V156H169ZM72 156H73V159H72ZM111 156H112V158H111ZM83 157V158H82ZM145 157H147V158H145ZM157 157V158H156ZM81 158V159H80ZM144 158H145V161H144ZM241 158H243V156H241ZM240 157H239V159H241ZM264 158V157H263ZM261 159V160H254V163L255 162H257V161H264V159ZM109 159V160H108ZM151 161H150V160ZM178 159V160H177ZM147 160V161H146ZM153 160V161H152ZM238 160V159H237ZM243 159H241V161H242ZM75 161V162H74ZM77 161V162H76ZM89 161V160H88ZM130 161V162H129ZM132 162V163H131ZM150 162H151V164H150ZM159 162H161V163H159ZM245 162H248V161H245ZM153 163V164H152ZM241 163H243V162H241ZM77 164H80V165H77ZM108 164V165H107ZM130 164V165H129ZM250 164H252V163H250ZM259 165V163H255V165ZM76 165V166H75ZM121 165V164H120ZM142 165V166H141ZM148 167H147V166ZM247 165H249V164H247ZM254 164H252V165H250L251 167L252 166H255ZM257 165V166H258ZM87 166V167H86ZM241 166H245V165H241ZM249 166V167H250ZM260 166V165H259ZM76 167H78V168H76ZM81 167V168H80ZM85 167V168H84ZM138 167H141V169H139ZM197 166H195L194 167V169L196 168ZM143 168V169H142ZM149 168V169H148ZM174 168H176V166L175 167H172V168H162V170L163 171H165L164 173H166V171L167 172H169V171H171V170H173ZM80 169V170H79ZM82 169V170H81ZM84 169V170H83ZM167 169V170H166ZM177 169V168H176ZM135 171V172H134ZM150 171V172H149ZM62 172H64V173H62ZM69 172L70 173H72V174H69ZM76 172V173H75ZM101 171H99L98 173H100ZM132 172V173H131ZM127 175H126V174ZM136 173V174H135ZM140 173V174H139ZM178 173L179 172H175V173H173V174H171L172 176H168L169 178H168V180L169 179H176L177 177H179V179H181L180 178V176L182 177L183 175L182 174H180V176L178 175ZM227 172H221V173H219V174H221L222 176H224L225 174H226ZM233 173L234 174H238V172H236L235 173V171H233ZM131 174V175H130ZM135 174V176H133ZM138 174V175H137ZM161 174V173H160ZM63 175V176H62ZM71 175V176H70ZM103 175H105L106 177L104 178V176ZM153 176V177H152ZM174 176H175V178H174ZM135 177V178H134ZM171 177V178H170ZM173 177V178H172ZM56 178H57V176H56ZM103 178V179H102ZM137 178V179H136ZM240 178H242L241 176H240ZM70 179V180H69ZM81 179V180H80ZM135 179H136V181H135ZM141 179V180H140ZM144 179V180H143ZM106 180V181H105ZM133 180V181H132ZM222 180V182H224L226 179H221ZM106 182H107V184H106ZM151 182V181H150ZM150 182H148V183H146L147 185H146V187L147 186H149L150 185ZM60 183H61V185H60ZM86 183H88V185H86ZM103 184V185H102ZM106 184V185H105ZM223 184V183H222ZM222 184H219V186L222 188L223 186H224V184L222 185ZM23 183H18V185H16L14 188H15V190L16 189H21V188H23ZM35 185V186H34ZM99 185V186H98ZM136 185V184H135ZM56 186V187H55ZM40 187V186H39ZM41 188V187H40ZM102 188V189H101ZM100 189V190H99ZM215 189H216V191H215V193H214V196L212 197L211 195H212V193L210 194V197H211V199H212V203L213 204H215V200L216 199H218V198H220L219 196L221 195V193H220V189L219 188H216L215 187ZM243 189H245V188H243ZM97 190V191H96ZM115 190V191H114ZM246 190V189H245ZM245 190H241V191H245ZM43 193H42V192ZM95 193H94V192ZM100 191V192H99ZM231 191L233 192L232 193V195L230 194V195H228V198H226V199H222V198H220L221 200H220V203H219V205L218 206H222V207H229V209H234V207L235 206H238V204H239V206L238 207H241V208H243V206H244V211H245V213H244V211H243V219H242V217H238V219L240 220V221H238L237 222V224H238V228L241 230V232L240 231H235L233 234H231L230 236L228 235V234H226V232H225V229H223V233H222V231L221 230H218L219 232H217V233H220V234H216L217 236V241L215 240V242L216 243H212V244H218V246L220 245H224V246H217L218 248H220L221 250H223L222 252H219L220 253V255H221V259H223V260H221V259H219L218 260V262L219 261H221L223 264H264V258H262V257H264V243H263V241H264V234H261V228H260V226H258V227H256L255 226V219H256V212L254 211V210H252L249 206H251V207H253V204H251V202H252V200H249L248 199V197H249V195H248V193H243L242 194V196H240V197H238V195L236 196V198L233 196V194L235 193V191H233L232 189H231ZM219 192V193H218ZM22 193V195L24 196L27 192H21ZM38 193V194H37ZM45 193V194H44ZM93 193V194H92ZM103 195L102 196V198L100 197V195L101 194ZM114 193V194H113ZM118 193V194H117ZM216 193H218V194H216ZM236 193H238V192H236ZM261 193H262V203H263V205H264V193L261 191ZM260 193V194H261ZM88 194H90V195H88ZM116 194V195H115ZM220 194V195H219ZM239 194V193H238ZM87 195V196H86ZM96 195V197L98 198H96V197H94ZM112 195H113V197H112ZM245 195V196H244ZM30 196V197H31ZM73 196V197H72ZM75 196V197H74ZM107 196V197H106ZM118 196V197H117ZM231 196H233L232 197V199L234 200L235 199V201H233L232 199H231ZM244 196V197H243ZM36 197V198H35ZM70 197V198H69ZM80 197H82V198H80ZM85 199H84V198ZM109 197V198H108ZM106 198V199H105ZM107 198H108V200H107ZM117 198V199H116ZM120 198H122V197H120ZM214 198V199H213ZM26 199V198H25ZM76 199V200H75ZM115 201H114V200ZM124 199L126 200V203L124 204L125 205V207L126 208H128V207H131L132 205H133V202L131 201V200H128V198L127 197H124ZM227 199H229V200H227ZM75 200V201H74ZM84 200H86V201H90V205L87 207L86 206V208L84 207L83 208V210H82V214L81 215H79L78 216V212H77V210L74 208V206H73V204H75V205H80L81 204V201L83 202ZM99 200H100V202H99ZM103 200V201H102ZM242 200V201H241ZM39 201V202H38ZM54 201V202H53ZM131 201V202H130ZM225 201V202H224ZM46 202V203H45ZM42 203V204H41ZM104 205H103V204ZM131 203V204H130ZM209 203V202H208ZM208 203H206V204H208ZM226 203L229 205V206H226ZM232 203V204H231ZM242 203V204H241ZM225 206H224V205ZM235 204V205H234ZM244 204V205H243ZM30 205V204H29ZM52 206V208H51V206ZM63 205H65V206H63ZM72 206V209H71V206ZM116 205V204H115ZM114 205V206H115ZM163 205V204H162ZM231 205V206H230ZM247 205V206H246ZM249 205V206H248ZM154 206V205H153ZM151 207V210H154L155 208H159V204H158V202L155 204V206L154 207ZM55 207V208H54ZM97 207V208H96ZM50 208V209H49ZM111 208V207H110ZM154 208V209H153ZM210 208V207H209ZM208 208V209H209ZM96 209V210H95ZM120 209H123V207L122 208H120ZM208 209L206 210V211H208ZM235 209H236V207H235ZM257 209V208H256ZM53 210V211H52ZM86 210V211H85ZM212 210V209H211ZM237 210V209H236ZM75 211V212H74ZM64 212H65V214H64ZM66 212H68V213H66ZM161 212H164L163 210L162 211H159V214H156L155 215V217H157V219H159L161 216L163 217L164 216V214L162 215V213ZM249 212V213H248ZM252 212H254V213H252ZM161 213V214H160ZM218 213V211H216V212H213V213H211V214H214L213 216H215V218L217 217L216 215H218V217L221 215L220 213L219 214H217ZM48 214V213H47ZM76 214V215H75ZM210 214V215H211ZM238 214V213H237ZM248 214V216L250 217V218H248V216H246ZM251 216H250V215ZM69 215V216H68ZM189 215H191V214H189ZM35 216H38V215H35ZM65 216H67V217H65ZM97 216V217H96ZM212 216V215H211ZM238 216H239V214H238ZM253 216V217H252ZM59 217H61V218H59ZM94 217V218H93ZM100 217V218H99ZM69 218V219H68ZM99 218V219H98ZM104 221H103V220ZM251 219V220H250ZM67 220V221H66ZM77 222H76V221ZM242 220H243V223H242V225H241V223L240 222H242ZM8 221H10L9 219H8ZM38 221V222H37ZM53 221V222H52ZM178 221V220H177ZM11 222H13V221H11ZM10 222V223H11ZM37 222V223H36ZM62 222V223H61ZM2 221H0V226L2 225ZM35 223V224H34ZM68 223V224H67ZM246 225H245V224ZM29 224V225H28ZM56 224V226H55V228H54V225ZM58 224V225H57ZM72 224V225H71ZM110 224V225H109ZM161 223H159V225H160ZM254 224V225H253ZM93 225V226H92ZM241 225V226H240ZM246 226V229H244L245 228V226ZM249 225V226H248ZM32 226V227H31ZM240 226V227H239ZM247 226H248V228H247ZM263 226H264V223H263ZM242 227H244L243 229H242ZM39 228V229H38ZM58 228V230H56ZM54 229V230H53ZM113 229V230H112ZM143 229V228H142ZM39 230V231H38ZM243 230L244 231H246V232H243ZM58 231V232H57ZM142 232H144V231H146V230H141ZM141 231H139V232H141ZM148 231V230H147ZM159 231V230H158ZM221 231V232H220ZM8 232V233H7ZM15 232V233H14ZM54 232V233H53ZM157 232V231H156ZM156 232H155V234H156ZM51 233V234H50ZM183 233V232H182ZM221 233L223 234V235H221ZM3 235V236H2ZM54 236V238L55 237H58L57 239H59V241H60V247L58 246V248H57V250H54V249H52V248H46V245H44V246H42V244L41 243H44V242H42V241H44V238L48 241V242H51L52 241V238H53V236ZM183 235V234H182ZM190 235V233H188V234H185L184 236L185 237H182V239H186V238H188V237H191V236H189ZM220 235H221V237H220ZM225 235V236H224ZM234 235V236H233ZM7 236V237H6ZM37 236V237H36ZM47 237V238H46ZM157 237H158V240H159V232H158V234H157ZM225 237V238H224ZM232 237V238H231ZM50 238V239H49ZM221 238H223V240L221 239ZM5 241H4V240ZM124 239V240H125ZM131 239H133V238H131ZM226 239H227V241H226ZM230 239V240H229ZM10 240V241H9ZM41 240V241H40ZM50 240V241H49ZM219 240H220V242H219ZM222 240V241H221ZM4 241V242H3ZM229 241V242H228ZM130 242H132L131 243V245H130ZM222 242V243H221ZM139 243V244H138ZM225 243V244H224ZM262 243V244H261ZM9 244V245H8ZM65 245V246H64ZM263 245V246H262ZM7 248V250H5L6 248ZM40 246V247H39ZM62 246V247H61ZM256 246H258V249H257V247ZM4 247V248H3ZM87 247V250H85V248ZM124 247V246H123ZM84 248V249H83ZM262 248V249H261ZM41 249H43V250H41ZM258 251H257V250ZM21 250H23V251H21ZM69 250V251H68ZM126 253H125V252ZM134 251V252H133ZM154 251V252H153ZM185 251V250H184ZM119 252H122V254L123 255H121V256H119L118 254H119ZM132 252H133V254H132ZM138 253V255H136L137 253ZM148 252V253H147ZM150 252V253H149ZM186 252H189V251H186ZM213 252L214 253H217L218 254V252H216L215 250H213ZM257 252V253H256ZM260 252V253H259ZM115 254V253H117V254H115V255H113V254ZM136 253V254H135ZM153 253V254H152ZM157 253V254H158ZM121 254V253H120ZM135 254V255H134ZM193 254H195V256H197V253H191V254H188V256H185V257H189V258H195L194 257V255ZM225 254V255H224ZM130 255H132V256H130ZM182 255H183V253H182ZM192 255H193V257H192ZM256 255H257V257H256ZM260 255V256H259ZM225 258H228V259H225ZM250 256V257H249ZM37 257V258H36ZM109 257V258H108ZM184 257V259H186ZM212 257V255H210V258ZM251 258V259H250ZM226 261H229V259H231L229 262H226ZM212 260H214V259H212ZM246 260V261H245ZM262 260V261H261ZM131 261V262H130ZM224 261V262H223ZM255 261H256V263H255ZM258 261H259V263H258ZM196 264V262L194 261H191V262H189V263H181V264ZM222 263H216V261L214 260L212 263H198V264H222Z\"/></svg>", "mask_w": 264, "mask_h": 264}, {"label": "clouds", "instance_id": "9594fccd", "mask_svg": "<svg viewBox=\"0 0 264 264\" xmlns=\"http://www.w3.org/2000/svg\"><path fill=\"white\" fill-rule=\"evenodd\" d=\"M102 0H88L91 12ZM33 0H0V59L22 60L26 53L59 52L78 38L77 25L87 20L67 15L40 22L33 16ZM81 36L83 28L79 29Z\"/></svg>", "mask_w": 264, "mask_h": 264}]
</instances>
